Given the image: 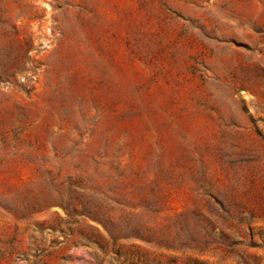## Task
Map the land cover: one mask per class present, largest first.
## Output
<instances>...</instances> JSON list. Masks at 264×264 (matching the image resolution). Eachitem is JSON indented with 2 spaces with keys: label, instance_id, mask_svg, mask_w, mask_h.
Returning <instances> with one entry per match:
<instances>
[{
  "label": "rangeland",
  "instance_id": "374dc122",
  "mask_svg": "<svg viewBox=\"0 0 264 264\" xmlns=\"http://www.w3.org/2000/svg\"><path fill=\"white\" fill-rule=\"evenodd\" d=\"M0 264H264V0H0Z\"/></svg>",
  "mask_w": 264,
  "mask_h": 264
}]
</instances>
